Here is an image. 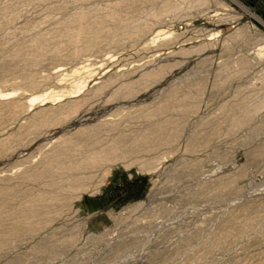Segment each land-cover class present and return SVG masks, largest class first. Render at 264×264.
I'll list each match as a JSON object with an SVG mask.
<instances>
[{
    "label": "rangeland",
    "instance_id": "obj_1",
    "mask_svg": "<svg viewBox=\"0 0 264 264\" xmlns=\"http://www.w3.org/2000/svg\"><path fill=\"white\" fill-rule=\"evenodd\" d=\"M27 1L0 0V103L10 102V109L32 97L46 99L14 116L0 111V187L8 192L0 200L7 205H0L15 211L42 190L55 192L20 175L62 140L87 138L80 129L98 132L104 142L145 129L156 137V123L177 136L127 155L108 173L99 169L87 192L58 207L38 232L0 237V264H264V0L138 3L120 9L129 23L124 28L105 22L91 49H82L91 43L86 40L37 56L38 36L50 49L61 45L67 18L84 12L88 23L94 9L100 17L123 0ZM165 6L172 8L160 14ZM145 72L162 78L147 82L138 100L106 105ZM185 92V102L194 103L189 111L179 108ZM78 99L85 112L34 132L35 118ZM166 102L165 112L142 119ZM243 115L246 122L230 128ZM4 213L7 232L14 221Z\"/></svg>",
    "mask_w": 264,
    "mask_h": 264
},
{
    "label": "bare ground",
    "instance_id": "obj_2",
    "mask_svg": "<svg viewBox=\"0 0 264 264\" xmlns=\"http://www.w3.org/2000/svg\"><path fill=\"white\" fill-rule=\"evenodd\" d=\"M46 1L49 2L48 0H29L27 2H42V3L45 2L46 3ZM155 1H157V0H126V1L123 0L122 2L117 4L115 7H113L109 12H107V13L105 12L106 13L105 15L100 16V17L96 16L98 9H94L93 11H91V14H94L95 16H93L94 18H92V20L88 23L83 22L85 19L84 18L85 16H83L84 12H83V14H79V12H78V15H76V14L73 15L74 14L73 13V14H71L73 16H71L70 18H67L66 21L64 23H62L60 28H59V36L61 38H63L64 42L61 43V45L60 44L56 45L55 47L50 49L49 47H46L47 45L45 44L46 43L45 37L43 35L42 36L40 35L33 41L32 47L34 49V51H33L34 55L35 56L41 55V54L45 53L47 50H49V52H51L52 54H57L58 52H60V50L62 48H64V46H68V45L74 46V44H78V43H82V42L84 44V41H86V40H90L91 43H90V45L89 44L85 45L82 49L83 50H89V49H91L94 41L96 40L95 36L98 37V34L103 29L101 26L105 22L114 23L118 30L124 28L127 24H129L128 21L126 20V18L125 19L122 18L120 9H129L132 5H135L138 3H153ZM171 8H172L171 6H165V8L162 9V11H160L161 12L160 14L164 13L166 10L171 9ZM157 16H160V15L156 14L155 17L157 18ZM2 25H3V23L0 22V27ZM90 41H88V43ZM96 42H97V40H96ZM79 45H77L78 47L77 46L76 47L79 48L80 47ZM76 47H75V49H76ZM79 50H81V49H79ZM76 51H77V49H76ZM16 52H17V50H16ZM16 52H14L13 54H17ZM18 52L21 53V49ZM260 53H263V52L261 51ZM32 54L33 53H31L30 55H32ZM260 58H261V56H260ZM169 70L171 72H175L176 68L173 66V67H170ZM160 78H162V72L161 73L145 72L139 76L137 82H135L133 84L123 85V86H121L120 89L118 88V90L115 93L113 92V94L107 98L108 100H106L105 103H106V105H113L117 101L120 102V100L126 101V102H130L131 100H133L135 98H137V100H138V98L145 95L144 91H145V89H147L146 83L149 81L160 79ZM79 87L81 88L82 86H79ZM105 88H106V86L98 88L96 90V92L92 94L93 95L92 98H96V97L100 96V94L102 95V92L105 90ZM179 88H180V86H179ZM79 91H80V89H79ZM168 94H169V92H168ZM173 94L174 95L177 94V91L173 90ZM189 96H190V94L188 92L183 93V96H182L183 101H181V103L179 104V108L181 111H189L190 107H192V105H194V103H190L189 101L185 102L187 99H189ZM0 97H1L0 99H2L3 97H5V95L3 96L0 93ZM45 99L46 98H42L41 96L40 97H32L28 101V103H26L25 105L14 104V107L10 108V109H7L10 102L0 103V111L6 110L10 113L11 116H14L20 112H24L30 108H33L34 106H36L38 104L43 103V101ZM175 99H176V97H175ZM81 100L80 99L73 100V101L71 100L69 102L67 101V103L64 105H61L63 107V111H62V109L60 111L58 109H56L61 114H56L58 112L53 113V111H54L53 110L51 112H47V113H49L48 115L45 114L42 117H39L37 119L35 118L34 120H36L37 123L35 126H32L33 128H35L34 132L38 129L49 127L53 123L61 124V123H65L67 121H73L75 118L78 117V115H80L84 111L83 108H84L85 102L81 101ZM139 100H141V99H139ZM87 101L89 102V100H87ZM119 102H117V103H119ZM149 106H151V105H149ZM152 106H154L155 108H153V110H151V108H150V111L146 115L144 114V116H142L143 120L151 121L152 117L156 116L157 114H159L163 111L165 112L166 107L168 106V103L167 102L166 103H160V104L158 103L157 106H156V104L152 105ZM52 109H54V107ZM145 109H148V108H145ZM146 111H148V110H146ZM139 112H142V111L139 110ZM135 113H136V110H135ZM129 114H130V119H131L132 114L131 113H129ZM138 116H140V115H138ZM246 120H247V115H243L242 118H235L231 122L229 121L230 122L229 126H230V128L241 127L246 122ZM158 123H160V122H158ZM155 124H154L155 129H153V130H155V133L157 134L156 137L151 136L153 134V132L148 133L145 131L146 130L145 129L143 131L144 133L141 132L140 136L138 134H137L138 137L135 135L137 138H135V136L131 133L130 134L134 136L133 138H132V136L128 137L125 134L119 133V134H117V136L109 137L108 139H106V141L103 142L102 140H99L96 138V134H98V132L91 130L92 133L89 131V134H88L87 129H80L77 134L78 135H86V136H88L87 138H85V139L83 138V140L80 139V142L76 141L77 143L73 140L75 138H67V139L62 140L59 143V145H57L58 147H56V149H53V151L50 153L44 154L43 161L40 163V165L35 166L34 168L32 166V168H30V169L28 168L26 171H23V173L21 172L22 174L20 175V178H22L23 182H42V184L45 187H48L49 189H50V187L55 188V192H48V191L42 190L40 193H38L36 195H32V196L29 195L31 197L29 199L27 198L28 201L25 204L22 203L23 205L21 207H18V208L16 207L17 209H15V211H13V210L10 211L7 209L8 208L7 206L0 205V211H2L1 213L3 214L4 212H7V214L10 215V217H12L13 221H14V222L12 221L14 223V224H12V228L6 232V231H4L5 229L4 230L2 229L3 225L1 224L2 222L0 219V237H3V240H4V237L6 234H7L6 236H9V235L16 236L18 233H21L22 231L23 232L24 231L29 232L32 234L35 232H38L42 227H44L48 223L47 220H48L50 214H52L53 212L57 214V212L62 207L65 208L64 206L69 204L75 198H78L81 194L84 193V191L88 190L87 188H89V183H90L89 181L92 179L95 172L99 171V169H101V170L104 169L106 173L110 172L112 170V168L114 167L113 165L116 162H122L124 159H126L127 155L134 153V152H137V151L139 152L140 150H143L145 147H147L151 143H156V144L161 143L163 141L162 138L164 136L166 137V140H165L166 142L175 140V138L177 136L176 131L172 132L170 134V131H168L165 124L163 125L161 123L162 125L159 124L158 126H157V124L156 125ZM108 125L110 127H113L114 123L110 122V123H108ZM100 126L101 125H99V127ZM102 126H104V125H102ZM170 126H171V124H170ZM90 128H91V126H90ZM176 128H178V127H176ZM100 130H102V129H100ZM107 130L111 131V128L104 129L103 133L105 134L106 133L105 131H107ZM134 132H138V131H134ZM32 133H33L32 130H30L29 133L27 132L26 134L31 135ZM107 134H105V135H107ZM91 137H93V139H92L93 141L90 140ZM165 137H164V139H165ZM89 140L92 143V145H90V146H88ZM165 141H164V143H166ZM12 142H13L12 140H8V141H5L2 145L7 146L9 143H12ZM56 143L58 144V142H56ZM128 143L130 144L129 146L125 145ZM5 178L7 180V177H5ZM8 179H10V177ZM10 180H8L7 182H9ZM43 180H45V182ZM2 182L3 181L0 180V183H2ZM52 188H51V190H52ZM4 189L5 188L0 187V200L3 198V196L7 195L6 193H8V192L4 191ZM6 190H7V187H6ZM8 191H9V188H8ZM10 192H12V191H10ZM12 195H13V192H12ZM8 197H9V195H8ZM8 197H7V199H10V197L9 198ZM3 202H5V201L3 200ZM3 202L0 204H6V202L5 203H3ZM56 206H57V208H56ZM58 207H60V209ZM62 210H64V209H62ZM133 210H138V209L135 206V208ZM2 214H0V215H2ZM6 226H8V225H6ZM14 239H16V238H14Z\"/></svg>",
    "mask_w": 264,
    "mask_h": 264
}]
</instances>
